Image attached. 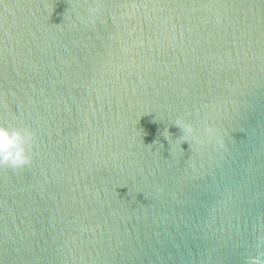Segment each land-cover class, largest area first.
<instances>
[{
    "label": "water",
    "instance_id": "water-1",
    "mask_svg": "<svg viewBox=\"0 0 264 264\" xmlns=\"http://www.w3.org/2000/svg\"><path fill=\"white\" fill-rule=\"evenodd\" d=\"M178 117L224 149L180 144ZM0 122L37 137L29 167L0 168V264H245L264 0H0Z\"/></svg>",
    "mask_w": 264,
    "mask_h": 264
},
{
    "label": "clouds",
    "instance_id": "clouds-1",
    "mask_svg": "<svg viewBox=\"0 0 264 264\" xmlns=\"http://www.w3.org/2000/svg\"><path fill=\"white\" fill-rule=\"evenodd\" d=\"M174 123L182 132L177 139L180 144L187 142L191 147L192 143H196L204 147L214 142L218 149L225 147L224 137L215 125L205 123L201 135L200 129L189 120L178 117ZM163 135L167 139L171 138L167 129ZM36 140V133L30 126L0 122V168L16 170L29 167L33 161ZM254 247L256 254L248 256L245 264H264V233L257 235Z\"/></svg>",
    "mask_w": 264,
    "mask_h": 264
}]
</instances>
